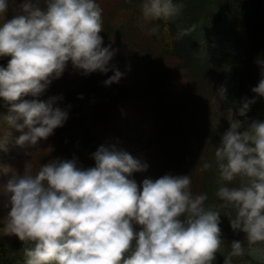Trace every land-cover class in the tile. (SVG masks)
<instances>
[{"label":"clouds","instance_id":"1","mask_svg":"<svg viewBox=\"0 0 264 264\" xmlns=\"http://www.w3.org/2000/svg\"><path fill=\"white\" fill-rule=\"evenodd\" d=\"M12 2L0 0V57H10L0 66V98L9 106L4 120L11 129L0 137L5 151L13 129L22 133L15 145L31 147L68 118L53 106L62 97H25H39L69 63L84 75L107 73L118 51L103 46L97 0H45L46 10L39 0H21L18 14L6 19ZM180 11L174 0H142L145 22L168 21ZM188 33L181 30L178 38ZM112 68L106 85L123 75ZM252 91L264 97V78ZM254 102L246 99L238 114L246 116ZM241 128L242 121L231 120L214 159L203 164L218 174V206H206V194H193L189 175L165 174L138 185L130 177L148 164L115 145H101L92 153L94 167L83 168L76 158L54 159L35 175L12 173L0 184L4 233L22 242L24 264H213L217 253L224 264L245 255L264 258V249L256 247L264 245V121ZM237 180L238 186H228ZM221 213L234 232L245 233L247 248L234 240L224 255Z\"/></svg>","mask_w":264,"mask_h":264},{"label":"trees","instance_id":"2","mask_svg":"<svg viewBox=\"0 0 264 264\" xmlns=\"http://www.w3.org/2000/svg\"><path fill=\"white\" fill-rule=\"evenodd\" d=\"M97 3L103 9L104 36H111L112 32L115 37L128 36L130 42H134H128V47L134 53L131 66L136 78L132 81L121 77L119 82L106 85L105 81L114 74L111 69L107 73L96 71L84 75L80 70L73 72L76 69L69 68L68 64L46 89L50 97V90L56 89L55 96L62 97L58 107L68 113L63 126L54 131L58 158H76L79 166L94 167L92 153L99 146H106L112 130L120 131L123 127L126 106L139 121L143 104L140 105L137 98L147 96V90L141 88L145 86V77L151 74L156 81L153 93L158 102L162 103L164 94H168L164 101L168 106L167 141L171 148L164 170L156 171L153 178L165 174L189 175L193 194H206L205 205L218 206L222 203L215 195L219 187L218 174L215 167L205 170L204 162L214 159V152L231 120L242 121L241 131L253 120L264 121V97L252 91L264 78V64L257 62L264 61V0H174L181 6L179 15L168 21L146 22L143 27L135 26L142 0ZM19 4L10 3L6 19L18 14ZM153 28L157 29L155 33L151 32ZM181 30H189V33L178 38ZM221 37H225L226 44L222 45ZM9 59L0 57V66L6 67ZM113 66L119 65L113 62ZM141 72H144L143 82H138ZM178 79L186 83L175 87L174 81ZM221 88L225 89L223 99ZM29 98L31 96L25 97ZM253 98L255 102L246 116H240L238 110L243 102ZM148 103L144 105L149 106ZM8 107L0 98V136L10 130L4 120ZM149 115L155 138H150L149 142L154 150L162 142L157 133L164 135L163 117L157 112ZM155 155L153 152L150 165ZM238 183L237 180L228 186H238ZM220 219L224 255L230 251L234 240L244 241L247 248L245 233L234 232L229 217L223 213ZM22 247L18 238L0 239V264H24ZM213 264H224L223 254L217 253ZM233 264H264V259L259 254L256 258L245 255L233 258Z\"/></svg>","mask_w":264,"mask_h":264},{"label":"rangeland","instance_id":"3","mask_svg":"<svg viewBox=\"0 0 264 264\" xmlns=\"http://www.w3.org/2000/svg\"><path fill=\"white\" fill-rule=\"evenodd\" d=\"M101 1V0H99ZM97 0V2H99ZM13 3H21V0H14ZM39 6L41 9L46 10V3L45 0H39ZM146 22L142 18V13L139 11L137 13V16L135 17V26L137 25L143 27V24ZM104 25V24H103ZM104 31L100 33V35L103 37V46H108L109 44L113 49H117L118 51L115 53L113 58L110 60V65L113 66L114 64H117L119 66L115 67V69L121 71L123 73L122 77L125 80H132L136 78V74L134 71H132V60H134V53L133 50L128 47V42L133 44L134 42H130L128 36L125 38H122V35L116 36L111 32V36H104ZM126 36V35H125ZM127 40V41H126ZM218 40V39H217ZM222 45L226 41L225 37H221ZM227 42H225L226 44ZM69 68L72 67L71 63L69 64ZM128 67V68H127ZM113 71V68H110ZM73 72H76L78 70H72ZM77 73V72H76ZM149 73H146L148 75ZM141 77H144V72H141L140 79L138 82H143V79ZM146 82L145 86L141 88L143 91H146L147 96L145 98H142L141 96L140 100L137 98L138 103L142 105L141 110L139 111V121L136 120L135 113L133 110L128 111L126 108L123 110V116H122V128L120 131L112 130L108 134L107 141L105 142L106 146L108 145H115L118 149H122L129 154H131L133 157L141 160L142 162H145L148 164V168L146 171L143 172H135L133 173L131 179H134L138 185H142V181L145 178H153V174L156 175V171L164 170L165 167V160L168 159L169 154L171 153V148L168 145V129L167 126L169 123L167 122V115H168V106L166 104V101L168 98V94H164V100L162 103L158 102V100L155 97L154 92V85L156 84L155 78L153 75H149V77H145ZM186 81L178 79L174 81L175 87H180L184 85ZM51 97L55 96L56 89H51ZM50 98V92L45 90L39 97H31V99H38L41 101H47ZM152 98V99H151ZM151 101L149 102V100ZM149 102V103H148ZM150 104L149 106L144 104ZM59 100L55 102L53 105L54 107H58ZM154 112L161 114L163 117V130L164 133L163 136H160V133H157V137H159L160 140H162L161 144L159 145V148L153 150L150 146L149 139L154 138V133H152L151 126H150V118L149 113ZM143 116L144 119H143ZM143 119V121H141ZM56 130V129H55ZM54 130V131H55ZM11 131V129L9 130ZM8 132V131H7ZM22 133L16 131L15 129L12 130V138L10 142L7 145V151L0 149V169L2 170H9L10 172L7 175H3L0 173V184H4L7 182V180L10 178L12 173H17L19 175H22L25 170L30 172L31 174L35 175L42 164L48 163L50 160L59 159V153L58 150H56L55 145V133L50 135L46 140L41 139L37 145L31 146V147H24L21 148L17 145H15V138L21 135ZM3 136V135H2ZM0 136V137H2ZM156 143V142H155ZM153 150V151H152ZM156 154L153 158L154 161L150 165V160L152 159V153ZM150 166V167H149ZM5 198L0 195V239L4 240H10L13 238H17L16 236H8L4 233V224L6 219V209H4ZM259 248L264 249V245H261ZM261 257V256H260ZM263 260L264 258L261 257Z\"/></svg>","mask_w":264,"mask_h":264}]
</instances>
